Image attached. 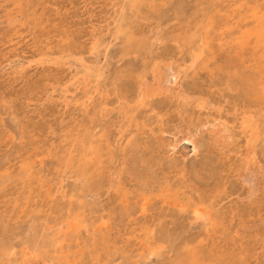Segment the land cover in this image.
Returning a JSON list of instances; mask_svg holds the SVG:
<instances>
[{"label": "rangeland", "instance_id": "rangeland-1", "mask_svg": "<svg viewBox=\"0 0 264 264\" xmlns=\"http://www.w3.org/2000/svg\"><path fill=\"white\" fill-rule=\"evenodd\" d=\"M133 1L0 0V264H264V0Z\"/></svg>", "mask_w": 264, "mask_h": 264}, {"label": "bare ground", "instance_id": "bare-ground-1", "mask_svg": "<svg viewBox=\"0 0 264 264\" xmlns=\"http://www.w3.org/2000/svg\"><path fill=\"white\" fill-rule=\"evenodd\" d=\"M262 1V0H261ZM149 2V1H148ZM160 2V1H159ZM141 3H142V0H140V1H138V0H134L132 3H131V5L133 6V7H139L140 5H141ZM199 3V2H198ZM202 4H203V1H202ZM208 4V3H207ZM212 4V3H211ZM220 4V3H219ZM218 4V5H219ZM146 6H148L147 4H146ZM202 6H204V5H202ZM207 6V5H206ZM132 7V8H133ZM218 7V6H217ZM263 7H264V4H263ZM207 8V7H206ZM130 10H131V7H130ZM210 11V10H209ZM208 11V12H209ZM25 13V12H24ZM30 13V12H29ZM136 13V12H135ZM202 13V12H201ZM210 13V12H209ZM19 14V13H18ZM204 14H205V12H204ZM209 15V14H208ZM207 15V16H208ZM10 16V15H9ZM21 16V15H20ZM137 16V15H136ZM206 16V15H205ZM16 17H18L19 18V16L18 15H16ZM10 18V17H9ZM24 18V17H23ZM14 20V18L12 19V21ZM262 20L263 21H261V30H262V32H261V34L259 33V36H263V38H264V18H262ZM10 21V20H9ZM11 21V22H12ZM15 22V21H14ZM18 22V21H17ZM206 22V21H205ZM206 23H208V22H206ZM202 24V23H201ZM153 25H155V24H153ZM157 25H158V23H157ZM197 25V24H196ZM167 26V25H166ZM157 27V26H156ZM161 27V26H160ZM206 27V26H205ZM142 29H144V28H142ZM161 29V28H160ZM153 30V29H152ZM159 30V29H158ZM154 31H156V30H154ZM190 31H192V30H190ZM189 31V32H190ZM153 32V31H152ZM157 32V31H156ZM160 32V31H159ZM194 32H197V31H194ZM145 33V32H144ZM150 32H148V34H149ZM155 33V32H154ZM178 33V32H177ZM192 33V32H191ZM148 34H146L147 35V37H148ZM172 34L174 35V33L172 32ZM190 34V33H189ZM153 35V34H152ZM157 35V34H156ZM182 35V34H181ZM197 35H198V33H197ZM130 36V35H129ZM137 36V35H136ZM166 36V35H165ZM167 36H170V35H167ZM200 36H201V34H200ZM153 37H154V35H153ZM176 37H177V35H176ZM179 37V36H178ZM190 37V36H189ZM130 38V37H129ZM180 38V37H179ZM183 38H184V36H183ZM186 38V37H185ZM201 38V37H200ZM153 39V38H152ZM165 39V38H164ZM170 39H172V38H170ZM176 38L174 37V40H175ZM178 39V38H177ZM176 39V40H177ZM223 39V38H222ZM173 40V39H172ZM183 40V39H182ZM201 40V39H200ZM154 41H155V38H154ZM166 41H168V40H166ZM191 41V40H190ZM180 42V41H179ZM186 42V41H185ZM198 42V41H197ZM181 43V42H180ZM191 43H193V40L191 41ZM164 44V43H163ZM264 44V43H263ZM162 45V44H161ZM181 45L182 44H180L179 46H180V48H181ZM194 45V44H193ZM141 46V45H140ZM183 48V47H182ZM188 50V49H187ZM198 50L200 51V49L198 48ZM177 52V51H176ZM189 54H190V52H189ZM199 55H201V51H200V53H198ZM67 55V54H66ZM81 57V56H80ZM194 57V56H193ZM69 58V57H68ZM79 58V57H78ZM168 58V57H167ZM170 58V57H169ZM176 58V57H175ZM192 58V57H191ZM199 58V57H198ZM41 60V59H40ZM177 60V59H176ZM175 60V61H176ZM81 62V61H80ZM175 64H177V61H176V63ZM193 65V64H192ZM196 66V65H195ZM194 66V67H195ZM177 67V66H176ZM193 67V66H192ZM163 68V67H162ZM188 69V68H187ZM155 72H154V78H153V83L150 85V87L148 86L147 88H146V86H145V89H146V91L144 92V94L145 93H152V95L153 94H155V93H160V92H162L163 91V93H164V91L165 90H169V91H172V90H170L172 87H174V86H170V82L171 81H173V84L175 85L178 81H179V79L181 78V74H182V71L178 68V69H175L173 66H172V64H171V61H170V63L168 62V63H166L165 64V67H164V69H161V68H157L156 70H154ZM171 74V78H172V80H170L169 78H167L168 77V75H169V73ZM185 72H186V70H185ZM193 72H195V71H193ZM189 74H190V72H189ZM183 76V75H182ZM99 80V79H98ZM181 80V79H180ZM185 80V79H184ZM148 81V80H147ZM146 81V82H147ZM183 80H181V82H182ZM250 81H252V79H250ZM152 82V81H151ZM180 82V81H179ZM188 83V82H187ZM143 85H145L146 83H142ZM150 84V83H149ZM184 84V83H183ZM147 85V84H146ZM185 86V85H184ZM175 88V87H174ZM173 88V89H174ZM143 89V88H142ZM145 89H143V90H145ZM168 92V91H167ZM166 92V93H167ZM162 93V94H163ZM137 95H138V93H137ZM159 95V94H158ZM140 96H141V94H140ZM164 96H165V94H164ZM163 96V97H164ZM244 97V96H243ZM135 98H136V96H135ZM140 99V98H139ZM138 99V100H139ZM140 100H143V99H140ZM141 102V101H140ZM142 103V102H141ZM140 104V103H139ZM185 104V103H184ZM184 104H183V106H184ZM160 106V105H159ZM203 108V107H202ZM165 110V109H164ZM188 111V110H187ZM185 112V111H184ZM254 114H256V113H254ZM198 116V115H197ZM186 117V116H185ZM186 120V119H185ZM253 121H255L256 122V119H254ZM208 121H204V123H207ZM210 122V121H209ZM214 122V121H213ZM212 122V123H213ZM222 122H224V121H222ZM246 122H247V120H246ZM245 122V123H246ZM255 122H254V124H255ZM151 123H152V121H151ZM202 123H203V121H202ZM232 123V122H231ZM248 124H247V127H251V124H250V121L249 122H247ZM208 124V123H207ZM227 124V123H226ZM254 124H252V125H254ZM146 125V124H145ZM184 125L185 124H180V126L178 127V128H176V132L180 135L181 134V136L180 137H175L177 140H179L178 142H181V141H183V140H186V141H188V142H190V143H192L193 145H194V147H193V149H194V151L195 152H197L198 150H197V148L199 147V145L200 144H202V142L199 140V131H200V129L198 130V129H191L190 127H188L187 126V128L185 127L184 128ZM218 125V124H217ZM200 126H202V125H200ZM204 126H205V124H204ZM211 126V125H210ZM219 126V125H218ZM192 127H194V126H192ZM216 127V126H215ZM225 127V126H224ZM224 127H219L216 131H214L215 133L216 132H218L219 133V136H217L219 139L218 140H220V145L222 144V146L221 147H226L228 144H229V139L231 138V139H233L232 138V135L228 132L227 134H225L224 132H226V127L224 128ZM256 127V126H255ZM163 128H164V130H165V127L163 126ZM198 128V127H197ZM200 128V127H199ZM206 128H208V126L206 127ZM213 128V127H212ZM212 128H210L209 127V129L211 130ZM204 129V128H203ZM246 129V128H245ZM167 130V129H166ZM175 130V129H174ZM205 130H208V129H204V131ZM209 130V131H210ZM215 130V129H214ZM255 130V129H254ZM168 131V130H167ZM170 131V130H169ZM243 131V130H242ZM139 132V131H138ZM153 132V131H152ZM213 132V131H212ZM211 132V133H212ZM147 133V132H146ZM148 133H149V131H148ZM161 133V132H160ZM170 133H172V132H170ZM217 133V134H218ZM151 134V133H150ZM153 134V133H152ZM164 134V133H163ZM165 134H169V132H166ZM210 134V133H209ZM216 134V135H217ZM255 134V133H254ZM253 134V136H255ZM257 134V133H256ZM169 135H171V134H169ZM205 135V134H204ZM215 135V134H214ZM165 136V135H164ZM201 136V135H200ZM243 136V135H242ZM204 137V136H203ZM240 137V136H239ZM174 138V139H175ZM215 138V137H214ZM235 138V137H234ZM244 138V137H243ZM131 139V138H130ZM203 139V138H202ZM217 139V138H216ZM239 139V138H238ZM237 139V140H238ZM205 140V139H204ZM208 140V139H207ZM210 140V139H209ZM208 140V141H209ZM130 141V140H129ZM134 141V140H133ZM148 141V140H147ZM211 141H213V140H211ZM215 141H217V140H215ZM53 142V141H52ZM132 142V140L130 141V143ZM172 142V141H171ZM171 142H169L170 143V145H172L171 144ZM210 142V141H209ZM130 143H128V144H130ZM204 143H205V141H204ZM204 143L202 144V145H204ZM216 143V142H215ZM214 143V144H215ZM182 144H183V142H182ZM239 144H240V142H239ZM169 145V144H168ZM201 145V146H202ZM212 145H213V143H212ZM220 145H218V146H220ZM248 145V144H247ZM52 146V145H51ZM144 146H145V144H144ZM215 146V145H214ZM234 146V145H233ZM127 147V146H126ZM167 147H169V146H167ZM176 147V146H175ZM178 147H179V144H178ZM216 147H217V143H216ZM52 147H50V149H51ZM55 148V147H54ZM78 148V147H77ZM169 148H171L172 149V151H173V148H172V146L171 147H169ZM203 148V147H202ZM202 148H200L201 150H202ZM218 148V147H217ZM49 149V148H48ZM49 149V150H50ZM137 149V148H136ZM226 149V148H225ZM54 150V149H53ZM176 150H177V147H176ZM175 150V151H176ZM211 150V149H210ZM248 150V149H247ZM49 152V151H48ZM85 152V151H84ZM169 152V151H168ZM167 152V153H168ZM199 152V151H198ZM206 152V151H205ZM43 153V152H42ZM50 153V152H49ZM192 153H193V151H192ZM200 153V152H199ZM202 153H204L203 151H202ZM128 154V153H127ZM174 154H175V152H174ZM201 155V154H200ZM44 156V155H43ZM42 156V157H43ZM79 156V155H78ZM40 157V156H39ZM42 157H40V159H42ZM164 157V156H163ZM198 157H199V155H198ZM39 159V158H38ZM153 159V158H152ZM172 159H175V158H173L172 157ZM196 159H198V158H196ZM154 160V159H153ZM155 160H157V159H155ZM169 160V159H168ZM184 160V159H183ZM148 161V160H147ZM146 162V161H145ZM171 162H174L175 163V161H171ZM70 163V162H69ZM154 163H152V165H153ZM170 164V163H169ZM151 165V164H150ZM151 165V166H152ZM172 165H173V163H172ZM177 165V164H176ZM175 165V166H176ZM66 166V165H65ZM70 166V165H69ZM153 168V167H152ZM155 169V168H154ZM78 170V169H77ZM83 170V171H82ZM244 170V169H243ZM246 170V169H245ZM247 170H249V167H247ZM150 171V170H149ZM260 171V170H259ZM78 172H80L82 175H83V173H85L86 172V170H84V169H79V171ZM147 172V171H146ZM256 172V171H255ZM90 173V172H89ZM149 173V172H148ZM152 174V173H151ZM158 174V173H157ZM90 175H91V173H90ZM146 176V175H145ZM152 176V175H151ZM97 177V176H96ZM99 177V176H98ZM148 177V176H147ZM162 177H163V175H162ZM3 179V178H2ZM96 179V178H95ZM94 179V180H95ZM101 179V178H100ZM155 179V178H154ZM153 179V180H154ZM158 179H159V177H158ZM90 180V179H89ZM161 180V179H160ZM170 180V179H169ZM2 181V180H1ZM91 181H93V180H91ZM159 181V180H158ZM164 181V180H163ZM162 181V182H163ZM95 182H97L98 183V181H95ZM94 181H93V183H95ZM151 182V181H150ZM167 182H169V181H167ZM1 183V182H0ZM92 182H90V184H91ZM151 183H153V182H151ZM161 183V182H160ZM88 184V183H87ZM89 184V185H90ZM143 184H145V182L143 183ZM169 184V183H168ZM96 184H94V186L93 187H95L96 188V186H95ZM101 185H102V183H101ZM145 186V185H144ZM159 186V185H158ZM85 189H87L86 187H84ZM155 188V187H154ZM91 189H93V188H91ZM94 190V189H93ZM149 190V189H148ZM85 191V190H84ZM89 191V190H88ZM149 191H151V189L149 190ZM172 192V191H171ZM169 194V193H168ZM79 195V194H78ZM221 196V195H220ZM83 197V196H82ZM71 201V200H70ZM218 200H216V202H217ZM220 201V200H219ZM73 202V201H72ZM77 202H79V200L77 201ZM214 205V204H213ZM67 206H70V205H67ZM208 206V205H207ZM210 206V205H209ZM78 208V206L77 207H75V208H71L72 210L74 209L75 211H76V209ZM211 208V207H210ZM68 210V209H67ZM71 210V211H72ZM73 210V212H75ZM131 211V210H130ZM194 213V212H193ZM195 214H196V216H199V217H208L207 216V213L206 212H204L203 210H201V208H196L195 209ZM199 214V215H198ZM69 215H71V214H69ZM199 221V220H198ZM75 222L76 221H71V222H68L70 225H72V224H75ZM64 223V222H63ZM36 226V225H35ZM39 226V225H38ZM41 227V226H40ZM53 227V226H52ZM54 228V227H53ZM52 228V229H53ZM39 230V229H38ZM50 230V229H49ZM41 232H43L44 233V231H42L41 230ZM49 232V231H48ZM156 232H158V231H156ZM42 233V234H43ZM41 234V233H40ZM41 234V235H42ZM46 234V233H45ZM159 235H160V233H158ZM165 234V233H164ZM37 235H38V233H37ZM157 235V234H156ZM163 235V234H162ZM162 235H160V236H162ZM166 235V234H165ZM34 236V235H33ZM71 236H72V234H71ZM159 237V236H158ZM157 237V238H158ZM168 237V236H167ZM50 238V237H49ZM48 238V239H49ZM58 236L55 238V242H57L58 241ZM25 240V239H24ZM30 240V239H29ZM33 240H34V238H33ZM41 240V239H40ZM161 240H163V238L161 239ZM50 241H52L51 239H50ZM8 242V241H7ZM31 242H32V240H31ZM41 242V241H40ZM9 243V242H8ZM47 243V242H46ZM2 244V243H1ZM41 244V243H40ZM51 244V243H50ZM96 244V243H95ZM94 244V245H95ZM32 245H33V242H32ZM44 245H46V244H44ZM3 246H4V244H3ZM6 246V245H5ZM27 246V245H26ZM36 246V245H35ZM42 246V245H41ZM51 246H52V244H51ZM25 247V246H24ZM28 247V246H27ZM1 248V247H0ZM26 248V247H25ZM43 248V247H42ZM104 248V247H103ZM3 249V248H2ZM1 249V250H2ZM149 249L150 250H152L151 251V254H153V253H156V251H155V249H153V247H149ZM23 250V248L21 249V251ZM3 251V250H2ZM4 252V251H3ZM12 252V251H11ZM1 253V252H0ZM197 251H195V252H192L191 254L190 253H188V254H186V255H182L181 257H179V259L178 260H176L175 262H174V264H202V262L200 261L201 260V258L202 257H200V258H198L197 257ZM2 254V253H1ZM26 254H27V252H26ZM25 254V255H26ZM51 254V253H50ZM4 255V254H3ZM11 255V254H10ZM33 255V254H32ZM2 256V255H1ZM30 256V255H29ZM35 256V255H34ZM70 256H72V255H70ZM44 257V256H43ZM56 257V256H55ZM54 257V258H55ZM22 258H23V256H22ZM35 258V257H34ZM27 259V258H26ZM48 259V258H47ZM200 259V260H199ZM23 260H24V258H23ZM38 260V259H37ZM48 262V261H47ZM10 263H11V261H10ZM15 264V263H14ZM240 264V263H239Z\"/></svg>", "mask_w": 264, "mask_h": 264}, {"label": "snow or ice", "instance_id": "snow-or-ice-1", "mask_svg": "<svg viewBox=\"0 0 264 264\" xmlns=\"http://www.w3.org/2000/svg\"><path fill=\"white\" fill-rule=\"evenodd\" d=\"M199 215V214H198Z\"/></svg>", "mask_w": 264, "mask_h": 264}]
</instances>
